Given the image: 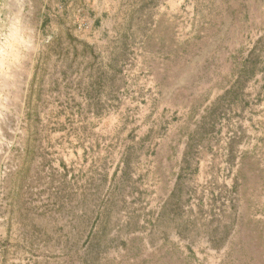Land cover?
Wrapping results in <instances>:
<instances>
[{
    "label": "rangeland",
    "instance_id": "obj_1",
    "mask_svg": "<svg viewBox=\"0 0 264 264\" xmlns=\"http://www.w3.org/2000/svg\"><path fill=\"white\" fill-rule=\"evenodd\" d=\"M0 264H264V0H0Z\"/></svg>",
    "mask_w": 264,
    "mask_h": 264
},
{
    "label": "clouds",
    "instance_id": "obj_2",
    "mask_svg": "<svg viewBox=\"0 0 264 264\" xmlns=\"http://www.w3.org/2000/svg\"><path fill=\"white\" fill-rule=\"evenodd\" d=\"M3 38L14 52V63L23 64L37 51L38 45L33 30L19 13H9L5 20Z\"/></svg>",
    "mask_w": 264,
    "mask_h": 264
}]
</instances>
